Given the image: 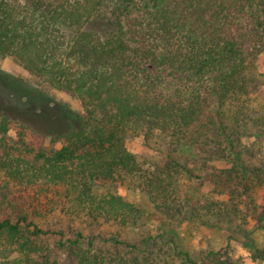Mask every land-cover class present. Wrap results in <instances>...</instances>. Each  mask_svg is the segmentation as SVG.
Instances as JSON below:
<instances>
[{
  "label": "trees",
  "instance_id": "obj_1",
  "mask_svg": "<svg viewBox=\"0 0 264 264\" xmlns=\"http://www.w3.org/2000/svg\"><path fill=\"white\" fill-rule=\"evenodd\" d=\"M6 58L77 109L0 110V264H264V0H0ZM52 215L120 233L66 238ZM215 220L242 240L191 254L180 230Z\"/></svg>",
  "mask_w": 264,
  "mask_h": 264
},
{
  "label": "rangeland",
  "instance_id": "obj_2",
  "mask_svg": "<svg viewBox=\"0 0 264 264\" xmlns=\"http://www.w3.org/2000/svg\"><path fill=\"white\" fill-rule=\"evenodd\" d=\"M64 103L72 109H77L74 100L63 94L55 93L39 83L14 59H0V110H9L17 118L24 120L30 117L29 113L47 120L57 114L64 118L66 115L61 112V108L65 107L62 105ZM46 143H49V139ZM127 147L137 161L145 163L146 166H148L147 161L154 156V153L148 150L141 141H129ZM182 155L183 159H187L188 164L199 172L198 162L201 164V160L197 154L190 148H184ZM212 165L223 166L220 163H213ZM119 193L128 201L143 205L147 211L150 210L151 207L144 195L133 185L120 186ZM36 222L41 227L63 232L66 238L74 236L77 232H82L85 236L101 234L104 237H111L120 233L112 225L103 224L98 227L91 225L85 219H71L62 215H52L44 220L36 219ZM213 222L215 224L213 228L192 226L191 232L180 230L183 245L191 254L196 255L204 250L219 248L227 243L229 236H235L237 240H242L240 235L231 231L235 227L229 226L226 221L220 223L215 220ZM148 230V227H142L139 232L143 234ZM138 235L137 232H127L124 238L130 242H136ZM253 236L260 244L263 243L261 232H254Z\"/></svg>",
  "mask_w": 264,
  "mask_h": 264
}]
</instances>
